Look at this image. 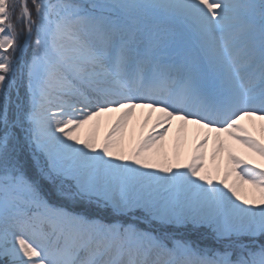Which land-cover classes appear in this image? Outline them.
I'll list each match as a JSON object with an SVG mask.
<instances>
[{"label":"snow or ice","instance_id":"1","mask_svg":"<svg viewBox=\"0 0 264 264\" xmlns=\"http://www.w3.org/2000/svg\"><path fill=\"white\" fill-rule=\"evenodd\" d=\"M0 264H264V0H0Z\"/></svg>","mask_w":264,"mask_h":264},{"label":"rangeland","instance_id":"2","mask_svg":"<svg viewBox=\"0 0 264 264\" xmlns=\"http://www.w3.org/2000/svg\"><path fill=\"white\" fill-rule=\"evenodd\" d=\"M105 121H107V118H105ZM141 125H142V112H141V110H138L137 117L133 121V124L130 127V135L132 133H134L135 139H139V137L141 136L142 132L143 133H147V131H148V129H142ZM150 127H151V124H149V128ZM173 128H174L173 129V133H175V128H176V125L175 124H174ZM106 130H107L106 123H104V124L101 125L100 135L103 136ZM254 134H257L258 135V130H254ZM195 140H196V132H195V129H194L193 126H189L188 146H187V149L185 150V159L190 154V150H191L192 146L194 145ZM126 143H127V141H126ZM172 144H173V136L170 135L169 138H168V140L166 141V147H167V150L169 151V153H171V151H172ZM236 147L239 149V152H241V153L245 151L244 149H240L238 145ZM211 151H212V145L210 143L209 144V148H208L209 157L211 155ZM256 159H257V162H259L258 161V158H256ZM209 163H211L210 160H209ZM225 164H226V154H225V156L223 158H221L222 168H223V166Z\"/></svg>","mask_w":264,"mask_h":264},{"label":"bare ground","instance_id":"3","mask_svg":"<svg viewBox=\"0 0 264 264\" xmlns=\"http://www.w3.org/2000/svg\"><path fill=\"white\" fill-rule=\"evenodd\" d=\"M173 129H174V128H173ZM170 135H172V136H173V135H174V133H170ZM170 135H169V136H170Z\"/></svg>","mask_w":264,"mask_h":264}]
</instances>
